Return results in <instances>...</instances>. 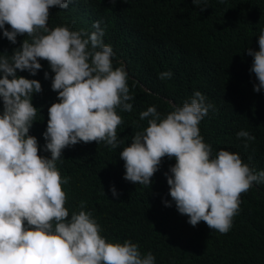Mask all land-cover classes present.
Listing matches in <instances>:
<instances>
[{
	"label": "clouds",
	"instance_id": "obj_1",
	"mask_svg": "<svg viewBox=\"0 0 264 264\" xmlns=\"http://www.w3.org/2000/svg\"><path fill=\"white\" fill-rule=\"evenodd\" d=\"M71 0H0V31L12 44L26 34L10 56L0 55V264H156L149 251L142 255L131 240L108 241L90 211L72 212L65 207L66 193L56 166L66 147L77 143L103 142L111 149L119 145L116 129L122 123L117 108L130 112L133 97L122 67H113L114 51L104 43V29L96 21L95 31L86 33L67 26L49 29V9H67ZM224 0H220L223 3ZM195 6L207 0H192ZM10 25L11 30L5 27ZM259 50L246 49L252 59L249 69L264 90V28ZM48 61L54 73L51 88L58 101L35 119L33 94L42 91L40 81L18 76L17 71L35 76ZM171 71L158 74L170 79ZM49 78V73H44ZM213 105L200 91L182 106L174 104L161 118L155 106L139 114L148 126L137 132L131 144L119 152L124 161L126 182L151 186V177L165 173L171 201L188 223L203 221L221 234L227 233L239 212L240 194L253 185L264 184V170L256 171L239 153L217 148L200 135L199 124ZM46 141L38 155L37 138ZM243 146L255 139L246 130L236 133ZM215 155V156H214ZM122 182V181H121ZM123 183V182H122ZM109 191L116 199L115 186Z\"/></svg>",
	"mask_w": 264,
	"mask_h": 264
},
{
	"label": "trees",
	"instance_id": "obj_2",
	"mask_svg": "<svg viewBox=\"0 0 264 264\" xmlns=\"http://www.w3.org/2000/svg\"><path fill=\"white\" fill-rule=\"evenodd\" d=\"M201 7L205 6H195L192 0H71L67 9H49V29L67 26L91 33L93 23L100 22L104 43L115 54L113 67L126 71L133 97L130 112L116 110L122 119L116 149L93 141L62 151L56 166L61 177L68 178L62 185L65 207L70 218L83 201L102 236L111 242L137 243L142 255L150 251L155 256L156 264H264V184L240 194L232 227L221 234L203 221L190 225L174 203L168 209L163 205L162 200L171 201L163 165L151 177V186L124 179L119 152L148 126L147 118L140 120L139 114L155 106L164 118L174 104L182 106L197 90L213 105L199 124L204 141L239 153L250 167L264 170V90H253L257 83L249 71L253 58L246 52L249 47L259 50L264 0H207L206 8ZM5 27L11 30L10 25ZM25 39L31 41L24 34L12 44L0 31V55L10 56ZM40 63L35 76L17 71L42 85L32 98L35 119L59 102L51 88L54 73L48 61ZM165 71L172 77L159 79ZM240 130L255 137L247 148L236 137ZM37 141L38 155L50 158V152L43 151V136ZM111 186L119 192L118 199L109 191Z\"/></svg>",
	"mask_w": 264,
	"mask_h": 264
}]
</instances>
